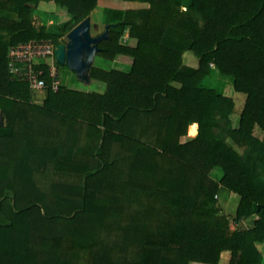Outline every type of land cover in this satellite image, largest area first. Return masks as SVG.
I'll return each mask as SVG.
<instances>
[{
  "label": "trees",
  "instance_id": "obj_1",
  "mask_svg": "<svg viewBox=\"0 0 264 264\" xmlns=\"http://www.w3.org/2000/svg\"><path fill=\"white\" fill-rule=\"evenodd\" d=\"M99 1L0 0V264H262L264 0H122L148 8L111 25L97 55L130 69L93 67L99 93L54 91L38 66L35 100L10 47L60 46ZM40 3L68 17L38 26ZM214 72L246 96L236 122L234 99L204 83Z\"/></svg>",
  "mask_w": 264,
  "mask_h": 264
},
{
  "label": "rangeland",
  "instance_id": "obj_2",
  "mask_svg": "<svg viewBox=\"0 0 264 264\" xmlns=\"http://www.w3.org/2000/svg\"><path fill=\"white\" fill-rule=\"evenodd\" d=\"M190 0H185L184 3L188 4ZM147 5H143L137 2H125L122 0H100L97 8L91 13V15L85 19L87 22V30H89V36L92 39H97L98 37L105 34L107 27L118 22H121L124 19L127 11L137 10V9H146ZM38 16L34 19L36 25H40L43 20H47V27H50L53 21L63 22L68 17L66 10L56 6L55 4H46L40 3L38 4ZM83 21V22H84ZM89 27V28H88ZM70 34V33H69ZM68 34V35H69ZM68 35L63 40L60 46L68 47L70 44V40L68 39ZM121 42L127 45H136V40L130 39L128 37V33H126ZM123 57V56H122ZM127 57V56H126ZM132 61L131 59H118V57L114 61L106 60L105 58L98 56L95 59L94 64H92L91 69L93 67H98L105 70H110L113 68L120 69H130ZM193 64V63H191ZM55 67V75L56 81L60 82V85H65L66 87L81 91V92H99L103 93L105 91V84L100 81L92 80L90 77V70L84 75H77L75 72L70 70L66 65H61L56 62L54 64ZM213 70L215 68L213 67ZM205 85L210 86L218 90L220 93H223L226 96L232 97L235 101V116L234 121L238 120L239 115L244 107L246 96L241 93H237L234 90L232 80L229 78H225L214 72L211 77L205 80ZM35 100H42L46 97L45 94H39L37 97L33 95ZM190 130V129H189ZM190 132V131H189ZM188 132L187 137L183 138L182 141H186L187 139L194 138L196 136L190 135ZM192 136V137H191ZM213 177L220 178V171H214ZM218 206L223 210L226 215H233L239 203L238 196L231 194L227 191H222L217 198ZM261 252L264 254V245H259ZM230 261V253H223L219 264H229ZM198 264V263H192ZM264 264V260L263 263Z\"/></svg>",
  "mask_w": 264,
  "mask_h": 264
},
{
  "label": "built area",
  "instance_id": "obj_3",
  "mask_svg": "<svg viewBox=\"0 0 264 264\" xmlns=\"http://www.w3.org/2000/svg\"><path fill=\"white\" fill-rule=\"evenodd\" d=\"M57 49L58 46L53 42L45 40H33L10 47L8 67L12 79L28 83L35 96L45 94L47 85L42 78L44 71L38 69V66H47L53 79V90L57 91L60 86V82L56 81L54 67Z\"/></svg>",
  "mask_w": 264,
  "mask_h": 264
},
{
  "label": "water",
  "instance_id": "obj_4",
  "mask_svg": "<svg viewBox=\"0 0 264 264\" xmlns=\"http://www.w3.org/2000/svg\"><path fill=\"white\" fill-rule=\"evenodd\" d=\"M109 31L110 26L107 27L104 35L92 39L89 36V30H87V22H82L68 35L69 46L67 48L58 46L56 52L58 64L66 65L77 75H84L91 70L95 57L100 52L98 45L108 39ZM0 125H3L2 118H0Z\"/></svg>",
  "mask_w": 264,
  "mask_h": 264
},
{
  "label": "crops",
  "instance_id": "obj_5",
  "mask_svg": "<svg viewBox=\"0 0 264 264\" xmlns=\"http://www.w3.org/2000/svg\"><path fill=\"white\" fill-rule=\"evenodd\" d=\"M97 57V56H96ZM96 57H95V59H96ZM127 59V60H129V59H131V58H129V57H126V56H119L118 57V59ZM131 61H132V59H131ZM94 62H95V60H94ZM94 62H93V64H94ZM131 65H132V63H131ZM131 65H130V67H131ZM113 69H115V68H113ZM110 70H112V69H110ZM116 70H121V71H128V70H126V69H120V68H116ZM195 126H197V134H198V125L197 124H194Z\"/></svg>",
  "mask_w": 264,
  "mask_h": 264
}]
</instances>
